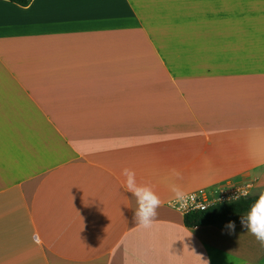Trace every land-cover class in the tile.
<instances>
[{"label":"crops","instance_id":"1","mask_svg":"<svg viewBox=\"0 0 264 264\" xmlns=\"http://www.w3.org/2000/svg\"><path fill=\"white\" fill-rule=\"evenodd\" d=\"M125 168L162 201L147 226ZM249 183L264 0H0V264H264L241 219L188 228L169 206Z\"/></svg>","mask_w":264,"mask_h":264},{"label":"clouds","instance_id":"2","mask_svg":"<svg viewBox=\"0 0 264 264\" xmlns=\"http://www.w3.org/2000/svg\"><path fill=\"white\" fill-rule=\"evenodd\" d=\"M26 10V9H25ZM122 175L126 178L124 187L135 197L137 201V209L134 212V219L141 225H149L157 216V210L161 207L162 201L148 185H139L135 180V172L130 169H123ZM178 176L179 173H176ZM252 184L249 183L243 188L237 189V194L230 197V202L239 201L241 197L249 196V189ZM174 200L169 201V206L178 213H186L188 211V201L191 200L195 204L196 209L203 211L206 207L203 204H197L196 197H189L181 191L180 188L173 186ZM178 205V206H177ZM241 226L247 229V232L255 236L256 240L264 247V193L251 206L246 216H242L240 220ZM226 227L230 230V234L235 232V223L229 222ZM202 259V258H201ZM202 264H208L202 260Z\"/></svg>","mask_w":264,"mask_h":264},{"label":"trees","instance_id":"3","mask_svg":"<svg viewBox=\"0 0 264 264\" xmlns=\"http://www.w3.org/2000/svg\"><path fill=\"white\" fill-rule=\"evenodd\" d=\"M21 6H28L30 0H9ZM259 196L242 197L239 201L213 204L203 211L193 209L184 214V224L188 228L219 225L227 221H234L248 213Z\"/></svg>","mask_w":264,"mask_h":264},{"label":"built area","instance_id":"4","mask_svg":"<svg viewBox=\"0 0 264 264\" xmlns=\"http://www.w3.org/2000/svg\"><path fill=\"white\" fill-rule=\"evenodd\" d=\"M218 194H219L218 197H215V199H214V201H212V203L209 202V200L206 197L202 196V195H192V196L196 197V201L195 202L197 204H203V205H205L206 208L211 206V205H213V204L228 202L229 198L232 197L229 194H227L225 191H220ZM220 200L222 202H220ZM194 208H195V204H193V202H192L191 209H194Z\"/></svg>","mask_w":264,"mask_h":264},{"label":"rangeland","instance_id":"5","mask_svg":"<svg viewBox=\"0 0 264 264\" xmlns=\"http://www.w3.org/2000/svg\"><path fill=\"white\" fill-rule=\"evenodd\" d=\"M254 196H257V195H254ZM241 198H242V197H241ZM228 201H230V200H228ZM246 215H247V213L244 214V215H242V216H246ZM242 216H240L239 219H241Z\"/></svg>","mask_w":264,"mask_h":264}]
</instances>
